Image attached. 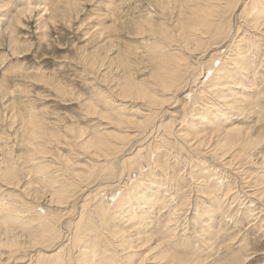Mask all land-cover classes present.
<instances>
[{
  "label": "rangeland",
  "instance_id": "374dc122",
  "mask_svg": "<svg viewBox=\"0 0 264 264\" xmlns=\"http://www.w3.org/2000/svg\"><path fill=\"white\" fill-rule=\"evenodd\" d=\"M230 1L233 6L237 2ZM261 1L257 3L263 5ZM44 5L49 9L41 10ZM223 5L229 34L209 46L212 33H201L188 42L181 37V25L193 6L190 0H0V264H34V259L43 264L41 259L48 254L54 258L47 260L54 263L65 247L75 255L71 264H78L80 247L72 251L69 240L76 234L75 223H84L88 216L96 221L103 203L110 207L105 220L112 222L110 214L123 213L126 196L133 200V210L142 200L140 210L145 214H134L128 207L126 214L140 216L136 225L144 232H139L150 235L151 245L157 248L148 252L153 247L149 244L144 249L146 259L135 254L129 261L104 224L101 235V228L97 230L99 236L91 230L80 233L81 242L92 237L102 258L98 264H264V34L250 26L253 20L246 11L238 17ZM22 6L18 18L9 19ZM234 36L246 43L243 54L249 73L243 78L239 69L232 70L224 91L240 103L225 106L221 96L208 94V102L196 100L197 95L185 98L189 87L192 94H202L198 83L210 79V65L216 68L220 58L228 60ZM171 43L178 55L174 58L183 59L178 77L192 76L187 91L177 94L178 101L160 107L170 96L160 77L173 70L174 63L159 57L157 64L158 57L151 53L172 58ZM124 77L149 92L150 98H121ZM173 78L168 79L179 83ZM207 107V112L213 107L218 118L213 111L199 117ZM212 123L206 131H213L214 139L206 137L201 153L196 138L185 141L176 136L191 134L188 126ZM150 125L156 129L154 139L141 134ZM223 126L240 130H219ZM161 131L168 133L167 139ZM218 138L221 144L243 142L233 146L239 156H230L233 147L229 153L221 151V145L215 148ZM138 183H145V188ZM53 218L61 224L53 222L50 232L58 235L49 240L44 236L35 246L32 241L39 225L47 226ZM13 230L29 238L19 239L22 244L12 248L4 241L5 233ZM40 247L49 252L39 254Z\"/></svg>",
  "mask_w": 264,
  "mask_h": 264
},
{
  "label": "bare ground",
  "instance_id": "6f19581e",
  "mask_svg": "<svg viewBox=\"0 0 264 264\" xmlns=\"http://www.w3.org/2000/svg\"><path fill=\"white\" fill-rule=\"evenodd\" d=\"M191 1V4L193 5L190 9V15L189 16H186L187 17V19L185 20V21H183V23H182V28H183V30H184V33L182 34V36L181 37H183V39L185 40V42H188L189 40H191V39H195V38H197V37H199L200 35H201V33H212V39H210V41H209V43H207V45L209 44V46H211V45H215V44H217V43H220L224 38H226L227 37V35L229 34V31H230V29H229V27H230V23H227V21H226V23H224L225 22V18L223 17L224 15H226V13H224V10L223 9H225L226 8V5H223L224 3H226L227 5H228V7H229V11H230V9H232V14L233 15H238V17H241V13L242 12H245L246 11V14H248L249 15V17H250V19H252L253 21H250V26L252 27V28H256V29H258L257 31L258 32H261L262 34H264V3H263V5H259L258 3H260V2H258V1H260V0H237V2L235 3V5L233 6L232 5V1H230V0H214V1H217V4L216 5H213V4H215L212 0H190ZM264 0H262L261 2H263ZM22 2V1H21ZM24 2V1H23ZM29 2V1H28ZM221 2V3H220ZM258 2V3H257ZM45 3V2H44ZM213 3V4H212ZM254 3H257V4H254ZM30 4V3H29ZM261 4V3H260ZM38 5V4H37ZM46 5V4H45ZM43 6V8L41 9V10H47V9H49L48 7H46V6ZM187 5H188V3H187ZM1 6L3 7V5L1 4ZM0 6V7H1ZM26 6V5H25ZM28 6V5H27ZM30 6V5H29ZM41 6V5H40ZM28 8V7H27ZM32 8V7H31ZM20 9V10H19ZM25 8H23V6L22 7H20V8H17V14H12L10 17H9V19H12V20H15V19H17L18 18V15H19V13H22L23 12V10H24ZM28 9H30V8H28ZM227 9V8H226ZM53 10V9H52ZM31 11V9L30 10H28V12H30ZM226 11V10H225ZM26 12V11H25ZM238 12V13H237ZM54 13V12H53ZM228 13V12H227ZM237 13V14H236ZM187 15V14H186ZM15 17V18H14ZM246 17H248L247 15H246ZM8 19V20H9ZM230 22V21H229ZM242 22V21H241ZM246 23V22H245ZM241 24V23H240ZM245 25V24H244ZM177 26V25H176ZM239 27H242L241 25L239 26ZM180 37V36H179ZM238 37H240V36H238ZM173 40V39H172ZM232 40V39H231ZM182 42H183V40H182ZM181 43V42H180ZM188 44V43H187ZM194 44V43H193ZM232 44H233V47H234V50H233V53L227 58L228 60L226 61L223 57L222 58H220L218 61H219V63H218V66L216 67V68H211V65L209 66L210 67V69H213V72L211 73V75L210 76H208V77H210V79H207V80H205L204 78V80H200V82L198 83L199 85H202V88H203V90H202V94L200 93V91H198L197 92V94H192V93H194L193 92V90L192 89H190L191 87H189V89L188 88H185L186 86H187V83H189L188 81H189V77L190 76H192L191 75V73H189L188 74V77H186V78H181V77H178V69H179V67H181V65H179V63L181 62V61H183V59H180V58H178V60H176V57L174 58V50H175V48H173L172 47V43H171V51H172V55H173V57L172 58H166L162 53H160V52H157V53H151L152 55H154L155 57H158L157 58V64H158V59H159V57H160V59H163V60H168V61H171V63H174V65H173V70L172 69H169V72H167V73H165V74H163L161 77H160V79H161V81H160V83H165L166 84V87H164V90H168V91H170V96L166 99V100H164V101H161L160 103H159V105H160V107L162 106L163 107V105H167L168 104V102L170 101V100H174L175 99V101H178V93H180V92H186L187 91V89L189 90V91H187V93H186V96H185V98L186 97H189V99H191V96L192 97H194V96H196V97H198L196 100H200L201 101V99H203V100H205V101H207V98L206 97H208V96H206L207 94L208 95H215V96H217V97H222V98H220V101H222V103L223 104H225V106H226V104H228V105H230L231 104V102H233V104L234 105H236V103H238L239 101L238 100H236L234 97H231V96H228V93L227 92H225L224 91V89L226 90V86H227V84H228V82H230V74H232L233 75V71H236V70H240V72L243 74V78H246V74H248L249 73V68H248V66H247V60H248V58L243 54V53H245L244 51L246 50V43H243V42H240L239 41V39H238V41H236V37L234 36V38H233V42H232ZM218 45V44H217ZM222 45V44H221ZM231 45V44H230ZM223 46V45H222ZM185 47V46H184ZM183 47V48H184ZM196 47V46H195ZM207 47V46H206ZM213 47H215V46H213ZM220 47V46H219ZM224 47V46H223ZM228 47H229V44H228ZM230 47H232V46H230ZM181 48V47H180ZM183 48H181V49H183ZM212 48V47H211ZM216 48V47H215ZM224 48H226V47H224ZM208 49V48H207ZM209 49H210V47H209ZM213 49V48H212ZM229 49V48H228ZM245 49V50H244ZM206 50V49H205ZM207 51V50H206ZM206 51H204V52H202V53H205ZM210 51V50H209ZM230 51V50H229ZM180 52H181V50H180ZM183 52V51H182ZM215 52V51H214ZM217 52V51H216ZM187 53V52H186ZM202 53H201V55H202ZM181 54V53H180ZM211 53H209V55H210ZM213 54V53H212ZM225 54V53H224ZM200 55V56H201ZM204 55V54H203ZM219 55V54H218ZM175 56H178L177 54L175 55ZM190 56V55H189ZM209 57H211V56H209ZM208 57V58H209ZM174 58V59H173ZM199 58V55H198V57H197V59ZM188 59H190V58H188ZM191 60V59H190ZM209 59H207V61H208ZM211 60V59H210ZM217 60V59H216ZM197 61V60H196ZM205 61V60H204ZM224 61H226V64L224 65ZM206 62V61H205ZM160 63H162V62H160ZM169 63V62H168ZM200 63V62H199ZM203 63V62H202ZM166 64H167V62H166ZM204 64V66H206L207 65V62L206 63H203ZM209 64V63H208ZM212 64V63H211ZM199 65V64H198ZM203 66V65H202ZM201 66V67H202ZM208 66V65H207ZM214 66V65H213ZM158 67V66H157ZM189 67V66H188ZM188 67H187V69H188ZM192 68H194V71H195V67L194 66H191ZM153 68V67H152ZM151 68V69H152ZM205 68V67H204ZM159 69V68H158ZM157 69V70H158ZM198 69V68H197ZM197 69H196V71H197ZM156 70V69H155ZM160 70V69H159ZM166 70H168V69H166ZM200 70V69H199ZM204 70V69H203ZM233 70V71H232ZM161 71V70H160ZM162 71H165L164 69L162 70ZM161 71V72H162ZM193 71V72H194ZM205 71V70H204ZM151 72V71H150ZM154 73H155V71H153ZM238 72V71H237ZM237 72H235V73H237ZM163 73V72H162ZM195 73V72H194ZM197 73V72H196ZM200 73V72H199ZM149 74V73H148ZM159 74V73H158ZM202 74H205V72L204 73H202ZM210 74V73H209ZM193 75H195V74H193ZM198 76V75H197ZM200 76V75H199ZM152 77V76H151ZM154 77H156L157 78V76H154ZM164 77V78H163ZM174 77V78H173ZM178 77V78H177ZM207 77V76H206ZM230 77V78H229ZM128 77H126V79H125V77H124V80L122 81V84L120 85V89H121V94H119V95H121L120 97L122 98V97H132V98H136V99H144L145 97L147 98V97H149L150 98V96H149V92H146L145 93V91L144 90H142V88H141V86H139L138 84H136V83H134V82H130V81H128V80H131V79H127ZM156 78H154V79H156ZM168 78H173V80L174 81H177V82H179V83H177L176 85H175V83H172ZM153 79V80H154ZM126 80V81H125ZM194 80V79H193ZM155 81V80H154ZM157 81V80H156ZM182 81V82H181ZM191 82H193V81H191ZM191 84V83H190ZM138 85V86H137ZM163 85V84H162ZM175 85V86H174ZM156 86H158V85H156ZM188 86H189V84H188ZM160 87V85L158 86V88ZM238 87V86H237ZM163 88V87H162ZM184 88L186 89V91L184 90ZM201 90V89H200ZM196 91V90H195ZM237 91V90H236ZM218 93V94H217ZM241 93V92H240ZM239 93V94H240ZM176 94V95H175ZM131 95V96H130ZM190 95V96H189ZM238 96V95H237ZM242 96V95H241ZM173 98V99H172ZM195 98V97H194ZM193 98V101H194V103H196L195 102V99ZM237 98V97H236ZM148 99V98H147ZM146 99V100H147ZM143 101V100H142ZM199 101V102H200ZM171 102V101H170ZM189 102V101H188ZM208 102V101H207ZM209 103H211V102H209ZM208 103V104H209ZM230 103V104H229ZM240 103V102H239ZM170 104H172V103H170ZM244 104V103H243ZM233 107V106H232ZM208 108L209 107H207L206 108V113H204V114H202V115H199V117L200 116H204V117H207V115L208 114H211V112H212V114H213V117H214V113H217V112H215V110H214V108L212 107V109H211V107H210V110L207 112V110H208ZM216 108V107H215ZM161 110V109H160ZM164 110V109H163ZM204 110V109H203ZM219 110H220V108H217V111L219 112ZM202 111V110H201ZM167 112V111H166ZM159 113V112H158ZM223 112H221V114H222ZM211 114V115H212ZM29 115V114H28ZM216 117L218 116V113L215 115ZM103 117L105 118H107L108 117V115L106 114V113H104V115H103ZM218 118V117H217ZM157 120H158V118H157ZM171 121V120H170ZM212 121V120H211ZM225 121V120H224ZM157 122V121H156ZM213 122V121H212ZM169 123V122H168ZM163 124V123H162ZM173 124V123H172ZM156 125V124H155ZM163 125H165V124H163ZM189 125V124H188ZM213 125V123L212 124H207V125H205V126H200V128H194V127H191V126H188V130H189V132L191 133V134H187V133H185V132H180V133H177L176 134V136L178 137V139H183V140H185V141H187L188 140V137L189 136H191V138L193 137L194 139L196 138L197 139V145L195 146V147H197V151H199L200 153L202 152V148H201V146L202 145H204L203 144V142L205 141V139H206V137H208V136H211L212 137V132L213 131H209L208 130V132L206 131V128L208 129L209 127H211ZM227 125V124H226ZM229 125V124H228ZM233 125V124H232ZM160 126H162V125H160ZM176 126V125H175ZM174 126V127H175ZM206 126H208V127H206ZM236 126V125H235ZM235 126H232V127H235ZM154 125H150V126H148V128L147 127H144V129L141 131V134H143V137H146V139H150V137H152L153 139L155 138V134L153 133V132H156V131H154V130H156V129H154ZM184 127V126H183ZM238 127V126H237ZM158 128H160V127H158ZM176 128V127H175ZM180 128V127H179ZM164 129V128H163ZM220 129H222L224 132H230V131H234V130H237V129H239L240 130V128H230V129H226V127L225 126H223V128H219V130ZM242 129V128H241ZM158 130V129H157ZM173 130V129H172ZM181 130V129H180ZM160 131V130H159ZM170 130H168V129H166V132H169ZM144 132V133H143ZM173 132V131H172ZM171 132V133H172ZM246 132V131H245ZM170 133V132H169ZM84 134V133H83ZM160 134V133H159ZM161 135L163 136V138H165L166 137V139H167V135H168V133H162V131H161ZM174 135V134H173ZM193 135V136H192ZM80 136V135H79ZM78 136V137H79ZM154 136V137H153ZM216 136V135H215ZM88 137V136H87ZM176 137V138H177ZM214 137V136H213ZM211 138V139H214V138ZM162 138V139H163ZM190 138V137H189ZM162 139H159V141H161L162 142ZM193 139V140H194ZM100 141H101V139H99ZM156 140V139H155ZM195 141V140H194ZM85 142H87V140L85 141ZM158 142V141H157ZM190 142V141H189ZM210 142H212L211 140H210ZM104 143V142H103ZM192 143V142H191ZM234 143L235 144H242V143H240V142H238V141H236V139H235V141H234ZM98 144H101V143H97V146H98ZM190 144V143H189ZM205 144H207V143H205ZM212 144V143H211ZM214 144V143H213ZM212 144V145H213ZM235 144H233V143H231V142H225V143H222L221 144V141H220V139L218 138V142L216 141V147L215 148H217V145L219 146V145H221V146H219V148H224V149H222L221 151H224V153L225 152H228V150H230V148H232ZM85 145V144H84ZM92 145V144H91ZM90 145V146H91ZM94 145H96V144H94ZM188 145V144H187ZM208 145V144H207ZM247 145V144H246ZM211 146V145H210ZM227 146H229L228 148H227ZM199 147V148H198ZM214 147V146H213ZM246 147V146H245ZM99 148H101V146H99ZM209 148H212V147H209ZM234 149V147L232 148V150ZM156 151V150H155ZM214 151V150H213ZM157 153V152H156ZM206 153V152H205ZM229 153V152H228ZM155 154V153H154ZM231 155V157H238L239 155H237V151L234 149L233 151H232V153H230ZM222 157V156H221ZM219 158H220V156H219ZM230 161V160H229ZM161 164V163H160ZM239 164V163H238ZM241 164V163H240ZM100 165V164H99ZM122 165V164H121ZM31 167V166H30ZM110 167V166H109ZM119 167H122V166H119ZM123 168V167H122ZM161 168V167H160ZM112 169V168H111ZM110 171V170H109ZM115 171V170H114ZM116 171H118V170H116ZM245 171V170H244ZM151 172V171H150ZM106 173V172H105ZM108 173V172H107ZM112 173V172H111ZM122 173V172H121ZM2 174H4V175H6V173H2ZM10 174V173H9ZM100 174V173H99ZM117 174V173H116ZM124 174V173H123ZM3 175V176H4ZM131 175V174H130ZM133 175V174H132ZM150 175H152V174H150ZM8 176V175H7ZM71 176V175H70ZM97 176V175H96ZM106 176V175H105ZM111 176V175H110ZM114 176V175H113ZM119 176V175H118ZM121 176V175H120ZM134 176V175H133ZM136 177V176H135ZM152 177V176H151ZM5 178V177H4ZM96 178V177H95ZM113 178V177H112ZM122 178V177H121ZM125 178V177H124ZM119 179V178H118ZM130 179H133L132 178V176H130ZM129 179V180H130ZM154 179V178H153ZM136 180V179H135ZM121 181V180H120ZM127 181V180H126ZM142 181V180H141ZM6 182H8V180L6 181ZM13 182V181H12ZM19 182V181H18ZM78 182V181H77ZM154 182V181H153ZM158 182V181H157ZM157 182H155V183H157ZM259 182V181H258ZM103 183V182H102ZM110 183H111V181H110ZM130 183H131V181H130ZM134 183V182H133ZM136 183V182H135ZM95 184V183H94ZM109 184V183H108ZM129 184V183H128ZM258 184V183H257ZM127 185V184H126ZM135 185V184H134ZM150 186H154V183H150L149 184ZM78 186V185H77ZM76 186V187H77ZM119 186V185H118ZM118 186L116 187V188H118ZM125 186V185H124ZM129 186V185H128ZM138 186L140 187H144L145 188V183H142L141 185H140V183H138ZM108 187H109V185H108ZM107 187V188H108ZM132 187V186H131ZM29 188V187H28ZM123 188V187H122ZM130 188V187H129ZM88 189V188H87ZM111 189V188H110ZM121 189V188H120ZM125 188H123V190H124ZM131 189V188H130ZM119 190V189H118ZM118 190H117V192H118ZM110 191H113V189L112 190H110ZM120 191H122V190H120ZM119 191V192H120ZM126 191V190H125ZM124 191V192H125ZM141 191V190H140ZM156 191V190H155ZM45 192V191H44ZM118 192V193H119ZM132 192V191H131ZM130 192V193H131ZM27 194L29 193V192H26ZM32 193V192H31ZM34 193V192H33ZM123 192H121L120 194H122ZM126 193V192H125ZM142 193V192H141ZM146 193V192H145ZM102 194V193H101ZM107 194V193H106ZM112 194V193H111ZM139 194V193H138ZM86 195H87V193H86ZM93 195V194H92ZM105 195V194H104ZM115 197H116V195L115 194H113ZM119 195V194H118ZM117 195V196H118ZM123 195V194H122ZM129 195V194H128ZM140 196H141V194H139ZM146 195V194H145ZM125 196V195H124ZM137 196V195H136ZM140 196H138V197H136L135 199L137 200L138 199V201H139V197ZM88 197V196H87ZM118 197H121V196H118ZM146 197H148L147 195H146ZM122 198V197H121ZM121 198H120V200H121ZM142 198V197H141ZM101 199H103V197L101 198ZM110 199V198H109ZM70 200H71V197H70ZM88 200V199H87ZM90 200V199H89ZM100 200V199H99ZM115 200V199H114ZM135 200V201H136ZM108 201H111V200H108ZM122 201V200H121ZM123 201H124V203H123V205L125 206V209L123 210V213L121 212L122 210H119L120 212L119 213H115V212H112L110 215L112 216L111 218H114L116 221H117V223H115V221L113 222V220H112V222L111 221H107V220H105V219H107V217H105V215H106V209H108V208H110V207H107V205L105 206L104 205V203H103V206L104 207H102L101 208V211H100V213L97 215L96 214V218L97 219H95L96 221H90V216H88L87 218H86V220H84L85 222L84 223H82V222H80L79 220V222L77 221L76 223H75V228H74V226H73V228L74 229H76L77 231H76V234H73L74 236H69V240H72V242H70V243H72L70 246H73V249H72V251L74 250V247H80L79 248V250L76 252L77 253V256H76V263H78V264H98V261H100L101 262V260H102V258H101V260H99V258H98V253L97 252H95L96 250H95V248H94V246L93 245H96V244H94L93 242H91V238L92 237H90V238H85V241L84 242H81V240H82V236H80V233L81 232H84L85 233V231H87V230H91V231H94V233H95V235L94 236H99L98 235V229L99 228H101V230L99 231V233H100V235L102 234V232H103V225L105 224V227H106V229H107V227L109 228V230L107 231L108 232V235H109V238H111L112 240H113V242H115V243H118L119 244V246L121 247V249L123 250V255H124V257H125V259H128L129 261H131L132 260V258L135 256V254H138V256L140 257V259H146V257H147V255H146V253H147V251L148 252H150V251H153V249H155V248H157V245L155 246L154 244L153 245H151V243H152V241L154 240V239H152L151 238V236L150 235H146V233H143V234H141V232H139V230L140 231H142V232H144V230L143 229H141L138 225H136L137 224V220H138V218L140 217L138 214H137V216H139V217H136V216H134L133 214L131 215V218H128V215L126 214L128 211H127V208L126 207H128V208H130V209H132L133 208V204H132V206H130V204H131V202L133 201V200H131L130 198H128V196H126V197H124V199H123ZM142 201V200H141ZM136 202V204L134 205L135 207V210H133L132 209V212L134 211V214L135 213H142V214H145V212H143V211H141L140 210V208H141V206H142V204H143V202ZM143 201H144V199H143ZM147 200H145V202H146ZM151 201V200H150ZM120 202V201H119ZM22 203V202H21ZM93 203V202H92ZM99 203V202H98ZM105 203H107L106 201H105ZM113 203V202H112ZM129 203V204H128ZM147 203V202H146ZM151 203V202H150ZM149 204V203H148ZM152 204V203H151ZM146 205V204H145ZM99 206V205H98ZM110 206H113L112 204L110 205ZM144 206V205H143ZM2 207V206H1ZM18 207V206H17ZM94 207H95V205H94ZM146 207V206H145ZM4 208V207H3ZM87 208H89V207H87ZM87 208H86V210H87ZM91 208V207H90ZM95 208H97V207H95ZM99 208V207H98ZM112 208V207H111ZM121 208H122V205H121ZM143 208V207H142ZM141 208V209H142ZM12 209V208H11ZM114 209V208H113ZM113 209H111V210H113ZM115 209H116V207H115ZM118 209V208H117ZM120 209V208H119ZM129 209V210H130ZM145 209V208H144ZM13 210V209H12ZM36 211V210H35ZM95 211V210H94ZM97 211H98V209H97ZM115 211H117V210H115ZM131 211V210H130ZM141 211V212H140ZM145 211V210H144ZM148 211V209L146 210V212ZM131 212V213H132ZM21 213V212H20ZM86 213H88V210H87V212ZM92 213V212H91ZM51 214H53V213H51ZM67 214V213H66ZM146 214H148V213H146ZM83 215H84V213H83ZM15 216V215H14ZM66 216V215H65ZM86 216V215H85ZM107 216H108V214H107ZM143 216V215H142ZM145 216V215H144ZM47 217V216H46ZM70 217H71V215H70ZM82 217H84V216H82ZM82 217H81V215H80V219H82ZM94 217V218H95ZM8 218V217H7ZM62 218V217H61ZM93 218V219H94ZM78 219V218H77ZM7 220V219H6ZM53 220V221H52ZM59 220H57V219H55V218H53V219H50V221H49V223H48V225L46 226V224L45 223H43L42 222V224L41 225H39L40 226V228H38V230L37 231H39V232H37L35 235H34V241H32V242H34V243H36V245L35 246H37V244L44 238V236H47L48 237V239L47 240H49V239H53V238H56V236L58 235V231L57 232H55V233H57V234H54V233H52V232H50V230H51V228H50V226H53V222H54V224L56 225H59L60 226V224H59V222H58ZM82 221V220H81ZM140 221V220H139ZM29 222V221H28ZM73 222H74V220H73ZM130 222L131 223H134L136 226H135V228H133V227H131V225H130ZM69 224V223H68ZM71 224V223H70ZM130 226H129V225ZM72 225V224H71ZM55 227V226H54ZM53 227V228H54ZM65 229V228H64ZM72 229V228H71ZM105 229V230H106ZM68 230V229H67ZM105 230H104V232H105ZM14 231V230H13ZM11 232V233H13L14 235L16 234V232L14 233V232ZM59 231H61V230H59ZM65 231V230H64ZM6 232V231H5ZM34 232H36V229H35V231ZM72 232H74V231H72ZM22 233V232H21ZM60 233V232H59ZM63 233V232H62ZM84 233H82V234H84ZM13 234H10V233H5V236H6V240L4 241V244L6 243V244H8V245H10L9 247H12L13 248V246L14 247H16V245L18 246V244L20 245V244H22V243H20L19 241L20 240H24V239H26V238H29V237H25V235H23V234H20V235H13ZM145 234V235H144ZM28 236H30V234L28 235ZM60 236V235H59ZM62 236H63V234H62ZM93 236V235H92ZM4 237V236H3ZM50 237V238H49ZM63 237H66V236H63ZM63 237L61 238L62 240H63ZM106 237V236H105ZM108 237V236H107ZM2 238V237H1ZM1 238H0V240H1ZM31 238V237H30ZM60 238V237H59ZM68 238V237H67ZM66 238V239H67ZM71 238V239H70ZM156 238V237H155ZM20 239V240H19ZM61 239H59V240H61ZM95 239V238H94ZM156 239H158V238H156ZM30 241H31V239H29ZM152 240V241H151ZM150 241H151V243H150ZM2 242V241H1ZM59 242H61V243H63V241H58V242H56V243H59ZM68 242V241H67ZM95 242V241H94ZM78 243H82V244H78ZM154 243V242H153ZM30 245V243H27V245ZM67 244H69V243H67ZM150 244V245H149ZM1 245V244H0ZM63 245H66V244H64L63 243ZM147 245H149V246H153L151 249H147V251L145 252V248L147 247ZM2 246H3V244H2ZM22 246V245H21ZM67 246V245H66ZM70 246H68L69 248H70ZM4 247V246H3ZM7 247V246H6ZM9 247H8V249H9ZM55 247V246H54ZM65 247V246H64ZM29 248V247H28ZM58 248V247H57ZM61 248V247H60ZM30 249V248H29ZM33 249H34V247H33ZM55 249V248H54ZM76 249V248H75ZM141 249V251H139ZM144 251H143V250ZM21 250V249H20ZM31 250H32V248H31ZM58 250V249H57ZM60 250V249H59ZM150 250V251H149ZM10 251H12V250H10ZM37 251V250H36ZM39 254L41 253V251L43 252V253H45V252H49V251H47V250H45V249H42L41 247H40V249H39ZM61 251V250H60ZM60 251H58V252H60ZM70 251H71V249H66V247L63 249V251L61 252V253H58V255L56 256V255H54L55 253V251L53 252L54 254V256H56L55 257V259H54V263L52 262V260L51 261H48L49 260V258L51 257V258H54L53 256H49V254L48 255H45V256H43V258L44 259H41L42 260V262H43V264H50L51 262L53 263V264H71V262H73V259H75V255H73V253H70ZM139 251V252H138ZM19 252V251H18ZM25 252V251H24ZM30 252V251H29ZM33 252H35V251H33ZM52 252V251H51ZM57 252V251H56ZM11 253V252H10ZM15 253H17L16 251H15ZM14 253V254H15ZM22 253V252H21ZM37 253V252H36ZM34 254V253H33ZM32 254V255H33ZM37 255V254H36ZM102 254L100 253V256H101ZM108 255V254H107ZM163 255V254H162ZM99 256V257H100ZM149 256V255H148ZM36 258V257H35ZM40 258H42L41 256H40ZM39 258V259H40ZM104 258V257H103ZM174 258V257H173ZM48 259V260H47ZM72 259V261H70ZM170 259V258H169ZM40 260V261H41ZM125 261V260H124ZM29 262V261H28ZM30 262H31V258H30ZM34 264H36V261H35V259H34ZM144 262V261H143ZM182 262H183V260H182ZM22 263V262H21ZM75 263V262H74ZM102 263V262H101ZM100 263V264H101ZM108 263V262H107ZM196 263V262H195ZM25 264V263H24ZM28 264V263H27ZM32 264V263H31ZM39 264H40V262H39ZM109 264V263H108ZM142 264V263H141ZM179 264H182V263H179Z\"/></svg>",
  "mask_w": 264,
  "mask_h": 264
}]
</instances>
